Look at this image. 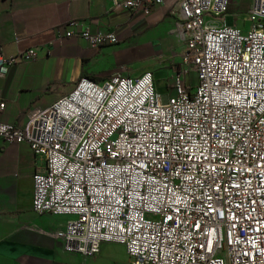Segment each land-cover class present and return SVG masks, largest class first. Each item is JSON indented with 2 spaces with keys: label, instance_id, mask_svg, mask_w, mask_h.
Here are the masks:
<instances>
[{
  "label": "built area",
  "instance_id": "1",
  "mask_svg": "<svg viewBox=\"0 0 264 264\" xmlns=\"http://www.w3.org/2000/svg\"><path fill=\"white\" fill-rule=\"evenodd\" d=\"M161 2L110 0L144 14ZM227 3L178 1L183 48L164 101L151 71L121 66L98 82L79 77L19 126L0 122V140L43 160L31 209L65 217L63 251L89 257L117 243L130 264H264V0L251 1L246 29L209 20ZM53 35L117 42L84 26ZM35 56L0 51V76Z\"/></svg>",
  "mask_w": 264,
  "mask_h": 264
},
{
  "label": "crops",
  "instance_id": "2",
  "mask_svg": "<svg viewBox=\"0 0 264 264\" xmlns=\"http://www.w3.org/2000/svg\"><path fill=\"white\" fill-rule=\"evenodd\" d=\"M178 1L162 0L144 14L111 6L110 0H0L1 53L36 51L32 60L16 62L0 76V122L19 126L31 109L67 93L79 77L98 82L121 66L129 76L151 71L161 99L173 95L183 48L174 30ZM251 1L228 0L223 15L208 19L246 29ZM83 26L114 31L117 42L90 47L78 36L54 38L55 28ZM188 77L193 85V74ZM42 166L26 143L0 140V264H130L117 243H102L89 257L62 250L65 217L31 209L32 175Z\"/></svg>",
  "mask_w": 264,
  "mask_h": 264
},
{
  "label": "rangeland",
  "instance_id": "3",
  "mask_svg": "<svg viewBox=\"0 0 264 264\" xmlns=\"http://www.w3.org/2000/svg\"><path fill=\"white\" fill-rule=\"evenodd\" d=\"M228 23H229L228 21H227V23L225 22V24H228ZM189 73H190L191 75L193 74L192 71H190ZM160 82H161L160 79H158V83H159V84H160ZM155 84H156V86H157V83H155Z\"/></svg>",
  "mask_w": 264,
  "mask_h": 264
}]
</instances>
